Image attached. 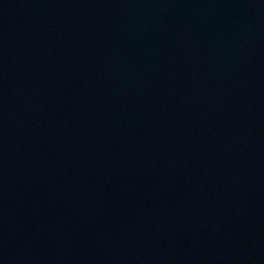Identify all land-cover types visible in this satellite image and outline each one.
<instances>
[{"label": "water", "instance_id": "water-1", "mask_svg": "<svg viewBox=\"0 0 264 264\" xmlns=\"http://www.w3.org/2000/svg\"><path fill=\"white\" fill-rule=\"evenodd\" d=\"M0 264H264V0H0Z\"/></svg>", "mask_w": 264, "mask_h": 264}]
</instances>
